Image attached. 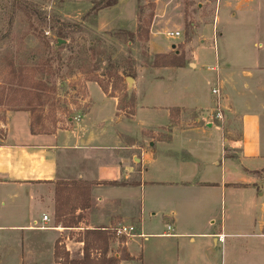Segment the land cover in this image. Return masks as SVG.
I'll return each instance as SVG.
<instances>
[{"label": "crops", "instance_id": "obj_1", "mask_svg": "<svg viewBox=\"0 0 264 264\" xmlns=\"http://www.w3.org/2000/svg\"><path fill=\"white\" fill-rule=\"evenodd\" d=\"M215 3L214 45L227 34L219 28L221 14L233 21L240 37L249 39L241 47L248 54H231L223 43L215 62L207 65L216 74L212 91L217 88L222 95L221 162L204 160L205 168L195 156L197 146L219 143L210 133L217 123L209 118L216 107L214 95L208 109L199 101L180 107L178 99L169 107L150 108L141 99L128 117L118 99L99 87V98L104 106L113 104L112 110L97 112L92 102L86 114L69 119L68 127L55 132H35L30 112H13L0 138V232L60 237L73 255L84 246L79 239L85 230L114 232L132 226L138 236L125 242L118 237L115 245L133 261L120 264H264V45L256 42L254 52L251 35L243 31L262 2ZM156 38L150 39L156 56L168 55ZM201 43L206 44L203 34ZM176 56L185 59L179 52ZM180 62L181 67L154 68L149 74L159 80L165 79L163 71L170 72L168 79L174 80L186 66L198 68L190 59ZM89 96L93 101L90 87ZM149 112L156 117L140 123L144 143H139L132 124ZM229 163L234 167L228 168ZM71 186L74 191L66 190L62 197L77 204L73 217L81 219L74 228L58 223L55 216L59 188ZM83 199L89 201L86 210L81 208ZM45 226L49 229H39Z\"/></svg>", "mask_w": 264, "mask_h": 264}, {"label": "rangeland", "instance_id": "obj_2", "mask_svg": "<svg viewBox=\"0 0 264 264\" xmlns=\"http://www.w3.org/2000/svg\"><path fill=\"white\" fill-rule=\"evenodd\" d=\"M100 1L0 0V138L13 112L28 111L36 130L55 132L68 127L69 119L86 114L93 106L92 102L97 106V112L100 108L111 111L113 104L108 101L104 106L99 98V87L109 97L118 99L119 109L128 117L134 115L141 99L150 108L169 107L176 102L172 100L178 99L180 107L199 101L202 108L208 109L216 74L210 73L207 65L215 62L218 46L222 50L225 43L231 54L235 50L242 52L240 54L249 53L241 48L249 39L240 37L236 25L228 18L229 22L225 21L224 14H221L219 28L225 29L227 34L214 45L216 0H120L112 8L93 12L94 4ZM261 2L258 15L248 20L243 28V31L247 30L243 32L246 36L251 35L254 52L256 42L260 43L259 46L264 45V1ZM171 31H179L181 37L168 38L166 33ZM60 32L66 34V38L60 37ZM201 34L206 44L201 43ZM151 37H157V42L169 52L168 55L177 57L176 52H179L185 56V59L181 56L174 60L175 64L190 59L198 68L194 70L186 66L174 80L168 79L170 72L163 71L165 79L155 80L154 74H149L155 68L157 52L151 47ZM59 40L66 43L57 46ZM52 46L58 48L57 52ZM109 58L111 63L107 62ZM99 59H103L100 66L97 65ZM11 66L14 72L9 69ZM125 71L134 74L132 90L126 83V78L131 76L125 75ZM155 117L152 112L139 115L132 124L135 141L144 143L140 123ZM204 119H208L206 112ZM214 122L217 123L210 133L217 136L219 143L212 141L210 147L197 146L195 150V156L203 161L199 166L205 168L207 163L204 160L216 164L221 162L225 152L222 126L219 121ZM200 124L204 125V122ZM234 131L239 134L238 127H234ZM227 167L234 165L229 163ZM84 233L81 234L82 240ZM109 233L114 237L109 240L108 253L103 255L104 246L101 250L93 249V259L114 257V251H118L122 258L125 256V250L115 245L119 238L113 231ZM31 234L0 232V264H67L62 238ZM84 250L85 246H82L73 255L69 254L70 259H82Z\"/></svg>", "mask_w": 264, "mask_h": 264}, {"label": "trees", "instance_id": "obj_3", "mask_svg": "<svg viewBox=\"0 0 264 264\" xmlns=\"http://www.w3.org/2000/svg\"><path fill=\"white\" fill-rule=\"evenodd\" d=\"M119 0H102L100 2H97L94 4V7L92 9L93 12L97 13L100 10L106 9V8H111L114 7L118 4ZM78 30V28H77ZM79 31L81 29L79 28ZM60 37L66 38V34L63 32H60ZM92 46V45H91ZM55 52H57L58 48L56 46L51 47ZM89 52H93L89 51ZM85 53H88L87 51ZM103 56L106 55V51L102 53ZM84 58L83 61L86 60V56L83 54ZM177 57H172V55H158L155 56V61L153 66L155 68H167V67H181L183 66L182 62L179 61L178 64H175L174 60H176ZM162 61V62H161ZM107 62L111 63L112 59L109 58L107 59ZM97 65H101L103 63V59H99L97 61ZM13 66L9 67L12 72ZM127 76L134 77V74L129 71H125L124 73ZM10 85H12L10 83ZM33 118H32V128L35 132H44L42 130H36L35 126L33 125ZM81 187L77 188V191H81ZM70 190L71 192L74 191L73 187L71 188H59V199L57 203V210H56V220L58 223L64 224L65 227L69 228H74L76 225L79 224V221L81 217L79 218V221H75L73 215L75 214V210H77V204L74 205L73 202L71 201L70 197H62L64 191ZM87 190V189H86ZM82 210H86L89 208V201L83 199L82 205H81ZM109 231H104V230H85L83 240L80 239L82 243H84L85 250L83 253V258L82 259H70V253L65 249L64 253V261L67 262V264H120L122 260H128V261H133V259L125 252V256L122 258H117L116 255L114 257H106L104 256L103 258L100 259H93L92 258V250H101V246H104L106 249L103 255L108 253V246H109V240L114 237L110 235Z\"/></svg>", "mask_w": 264, "mask_h": 264}, {"label": "built area", "instance_id": "obj_4", "mask_svg": "<svg viewBox=\"0 0 264 264\" xmlns=\"http://www.w3.org/2000/svg\"><path fill=\"white\" fill-rule=\"evenodd\" d=\"M168 36L171 37V38H176V37H179L180 36V33L179 32H171V33H168ZM215 99H216V107H215V111H213L212 114H210L209 118L211 121H220L222 122L224 120V112H223V109H222V95H221V91L219 89H214L212 91ZM44 221H49V217L48 216H44ZM40 230H48L49 227L45 226V227H39ZM114 234L116 237H125V238H133L135 236H138L137 235V231L135 229V227H127V226H119L118 228H116L114 230ZM219 239L221 241H223L225 239V236L224 235H221L219 237Z\"/></svg>", "mask_w": 264, "mask_h": 264}, {"label": "water", "instance_id": "obj_5", "mask_svg": "<svg viewBox=\"0 0 264 264\" xmlns=\"http://www.w3.org/2000/svg\"><path fill=\"white\" fill-rule=\"evenodd\" d=\"M65 43H66L65 41L59 40L57 46L63 45ZM126 83L128 84L129 90H132V88H133V86L135 84V79L132 78V77H127L126 78Z\"/></svg>", "mask_w": 264, "mask_h": 264}]
</instances>
